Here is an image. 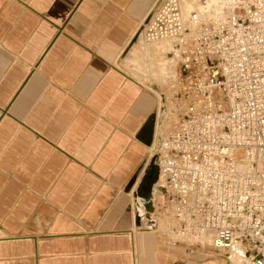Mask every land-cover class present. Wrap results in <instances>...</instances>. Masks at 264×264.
Listing matches in <instances>:
<instances>
[{
    "label": "crops",
    "instance_id": "0c3cea01",
    "mask_svg": "<svg viewBox=\"0 0 264 264\" xmlns=\"http://www.w3.org/2000/svg\"><path fill=\"white\" fill-rule=\"evenodd\" d=\"M161 2L0 0V264H231L137 192L160 86L125 63Z\"/></svg>",
    "mask_w": 264,
    "mask_h": 264
},
{
    "label": "built area",
    "instance_id": "2783aa9c",
    "mask_svg": "<svg viewBox=\"0 0 264 264\" xmlns=\"http://www.w3.org/2000/svg\"><path fill=\"white\" fill-rule=\"evenodd\" d=\"M199 4L162 0L136 35L169 42L184 100L169 131L158 115L144 174L169 243L264 264V0Z\"/></svg>",
    "mask_w": 264,
    "mask_h": 264
},
{
    "label": "rangeland",
    "instance_id": "374dc122",
    "mask_svg": "<svg viewBox=\"0 0 264 264\" xmlns=\"http://www.w3.org/2000/svg\"><path fill=\"white\" fill-rule=\"evenodd\" d=\"M185 8L188 11L191 9H199L200 8L199 0H187ZM167 52L165 55L168 59ZM142 63H144L142 54H140L139 48L135 46L133 47L131 51V55L129 59L127 60V63H125V66L139 80L151 81L153 85L157 84L158 86H160L158 90L153 88V91L156 92L157 98L159 99V102H160L159 115L162 118L165 117V119H163V123L165 126V132H167L172 127L176 117H178V115L182 112V109L184 107L183 96L182 94L175 91L176 87L175 88L173 87L174 85L173 76H171V78H168V79H165V78L163 79V76L161 75H157V76L154 75L150 71V68H146V69L144 68L145 70H141L140 65H142ZM175 69L176 68L174 65L171 66V71H173L174 74H175ZM158 214L163 215L164 213L158 211L157 215ZM166 224H168L167 227L170 226V224H172V220L167 218ZM182 246H185V245H182Z\"/></svg>",
    "mask_w": 264,
    "mask_h": 264
},
{
    "label": "bare ground",
    "instance_id": "6f19581e",
    "mask_svg": "<svg viewBox=\"0 0 264 264\" xmlns=\"http://www.w3.org/2000/svg\"><path fill=\"white\" fill-rule=\"evenodd\" d=\"M187 0H185V7H186ZM186 11H188L185 8ZM139 45H135L137 48H139L140 54H142V58L144 60V63L140 65L141 70H145L146 68H150V71L154 75H161L163 76V79L171 78V76L174 77V72L171 71V61L169 58L166 57V52L169 51V44L168 41H158L154 43H148L147 45H143L141 42V39L139 40ZM134 46V47H135ZM145 68V69H144ZM172 75H171V74ZM149 178L145 177L142 182L140 183L138 187V195L139 197L144 199V207L145 210L151 209L150 198H154L157 201H160L159 193L156 191V188H153V196L150 195V183ZM150 195V196H149ZM164 223L162 221L161 225L164 226ZM232 260L236 262V258L232 257Z\"/></svg>",
    "mask_w": 264,
    "mask_h": 264
}]
</instances>
